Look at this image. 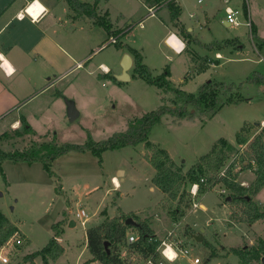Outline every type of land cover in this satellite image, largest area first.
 <instances>
[{"label":"rangeland","instance_id":"1","mask_svg":"<svg viewBox=\"0 0 264 264\" xmlns=\"http://www.w3.org/2000/svg\"><path fill=\"white\" fill-rule=\"evenodd\" d=\"M136 2L119 0L117 3L130 11ZM224 3L223 0H204L201 4L197 0H180L181 18L187 28L192 27L193 38L198 36L201 43L206 45L198 44L194 39L191 44L199 52L203 49L210 51L214 47L224 55L221 64L210 70L211 75L202 73L181 81L189 67L164 42L168 27L160 16L161 13H166V8L161 9L158 16L143 18L142 14H146L143 9L132 16L135 26L132 24L134 27L127 34V42L141 50L142 63L151 69L154 77L162 74L168 66L173 83L187 92L196 93L203 83L210 80L239 84L256 71L264 72V44L253 39L251 30L252 25L257 27L259 34L264 37V0H230L228 4ZM225 5L239 11V25L227 26L224 23ZM191 12L199 17L192 18ZM248 21H251V26L247 24ZM127 27L126 25L115 31ZM184 34H188V31L184 30ZM90 38L89 44L80 38L73 40L78 43V55L87 56L90 51L93 53L84 67H78L77 60L69 64L61 84L56 86L64 94L60 93L59 100L51 109L45 108L39 115L30 116L31 133L18 136L11 124L0 130V151H23L50 142L58 145L85 143L89 133L96 141L104 140L116 132L126 130L132 119L141 117L162 104L174 105L171 94L162 93V101L161 89L135 72L134 67L131 74H137V77L133 75L131 80L121 85L104 79L99 81L98 78H103V75L99 73L97 77L96 71H102L99 66L101 63L114 71L122 70L121 47L111 42L113 36H109V32L101 35L91 33ZM170 43L179 48L182 41L179 38L171 39ZM189 51L193 52L192 47ZM192 54L199 68L205 65L208 58L213 62L215 58L222 57L221 53L207 55L205 59L198 53ZM236 97L242 100L226 104L212 117L197 116L177 122L171 115H165L162 122L152 128L150 140L156 146L166 149L183 173L198 163L201 156L212 149L217 139L225 137L233 140L230 142L236 149L228 152L229 158L225 164L217 171L208 169L201 174L205 178L216 175L219 177L221 170L232 162L233 157L249 147L237 142L236 133L245 126L244 133L254 136L262 127V124L258 125L256 122L262 123L264 120V84H246ZM68 101L74 102L81 111V115L75 120L69 118ZM20 128L24 132L22 124ZM150 154L145 149V144L140 143L104 150L101 158L90 150L62 155L59 159L61 164L52 168L56 175H61L59 179L61 181L62 177L61 182L66 188H74L77 193L76 197L64 196L65 201L56 196L58 181L44 169L41 162L3 160L0 157V209L19 226L22 232L19 231L17 235L23 239V244L9 253L10 264H29L25 261V256L41 250L48 243L53 236V224L61 219L59 229L62 230L61 224L67 227L63 238L66 254L54 264H102L100 261L88 262L92 254L87 246L86 229L106 217L120 215L123 210L128 211L126 214L135 219L146 220L156 228L155 232L162 234L168 232L172 222H180L172 228H177L179 234L186 238L191 257H200L202 264H246L233 248L252 247L260 238L264 239V221L259 220L254 225L236 221L235 215L241 214L242 206L227 203L231 190L221 181L206 188L204 192H199L196 197V201H202L207 206L206 210L193 207L194 198L189 191L192 184L189 181L183 186L186 195L181 203L171 200L161 190L162 197L159 201L146 207L160 196V193L153 194L149 190L156 174V169L148 158ZM240 164L237 181L249 186L244 179H247V175L253 176L250 173L253 170L245 160ZM120 170L122 171L119 172ZM113 176L120 182L118 188L113 182ZM107 189L110 193H105ZM58 190V194L65 195L62 186ZM121 190L125 195L122 196ZM256 196L254 199L257 201ZM259 198L264 202V189ZM79 206L87 210L89 220L82 224L77 219L76 225L70 228V221L74 220ZM261 206L264 209V204ZM177 208L179 210L176 213ZM131 230L137 232L136 228ZM198 235H202V239L198 240ZM35 261L42 264L41 257H36ZM175 264L194 263L190 257H183L175 261Z\"/></svg>","mask_w":264,"mask_h":264},{"label":"trees","instance_id":"2","mask_svg":"<svg viewBox=\"0 0 264 264\" xmlns=\"http://www.w3.org/2000/svg\"><path fill=\"white\" fill-rule=\"evenodd\" d=\"M72 10L78 16H85L95 19L96 22L111 33L115 39V44L118 47L126 48L134 56V70L139 75L143 76L149 83L157 85L166 93H172L174 105L162 104L157 109L145 113L141 117L132 119L126 130L116 132L107 139L96 141L91 134L88 135V140L85 143H64L54 144L46 143L35 148H28L23 151L3 152L0 151V157L13 161H26L28 163L41 162L44 169L57 181L55 189L58 193L61 187L59 174L56 175L53 170V162L60 156L72 151L92 153L101 158L104 150L120 149L124 146H136L140 143L145 144V149L150 151L148 156L150 163L156 169V174L153 178V183L173 201L178 200L181 203L186 195L183 188L185 182L191 184H199V192H204L206 188L212 187L218 182H223L224 185L231 190L228 196L227 203L233 205H241V214L235 215L236 221L253 224L259 220L264 221V209L254 199L264 188V126L260 127L259 133L252 135L245 132V126L236 133V139L239 144L248 145L245 151H240V155L229 166L226 176L218 177L210 176L205 182H201V174L205 170L217 171L221 168L229 158L228 152L236 149V147L225 137L217 139L212 149L201 156L198 163L191 167L186 173H183L174 162L169 152L150 140L152 128L161 123L165 115H171L175 121L181 122L184 119H194L195 117H212L223 106L229 103H238L242 99L236 97L246 84H264V72L256 71L247 80L239 84L226 83L225 81L210 80L203 83L196 93L187 92L181 88L173 86L170 79L171 72L169 67L165 68L164 72L157 77L152 75L151 69L142 63V54L128 44L119 42V38L132 29L128 25L127 31L124 30L112 31L109 22L104 16L98 14L99 0L94 3L84 2L82 0H66ZM154 6L165 4L169 8L172 21H176L180 14V8L172 0H145ZM252 25V23H251ZM252 37L258 43L264 44V38L259 36L256 27L252 25ZM184 34V32H183ZM201 45L195 38H191L190 34H184ZM21 123L24 128V133H31L32 127L27 120L22 117ZM253 139L251 140V138ZM251 140V142H249ZM249 143V144H247ZM250 148V149H249ZM246 157V158H245ZM245 160L247 166L253 170L256 175L255 180L249 185L244 186L237 181L239 170L235 171V162L237 160ZM254 161L255 165L252 164ZM0 168L1 164H0ZM188 194V193H187ZM179 208V207H178ZM176 209V213L179 209ZM234 215V213H233ZM130 217L124 212L114 217H106L104 221L98 225L91 226L87 229L88 248L92 254V258L88 260L100 261L102 264H123L118 257L117 251L120 245L125 241L128 232L132 225H127L126 220ZM139 224L137 233L139 235L136 245L141 248L146 254L156 253V248L161 242L150 223L146 220L135 219ZM60 222L54 223L52 228L54 235L49 239L48 243L38 251L29 253L25 256V261L29 264H37L36 257L42 258V264H53L65 252L64 246L59 242L62 230L59 229ZM19 228L5 216L0 210V249L14 234L18 233ZM106 242H109L106 246ZM236 255L246 264H264V239L260 238L256 245L252 247L233 248ZM262 262V263H261Z\"/></svg>","mask_w":264,"mask_h":264},{"label":"crops","instance_id":"3","mask_svg":"<svg viewBox=\"0 0 264 264\" xmlns=\"http://www.w3.org/2000/svg\"><path fill=\"white\" fill-rule=\"evenodd\" d=\"M32 1L33 0H0V53H3V55L11 62L12 66L15 68L14 74L9 77L5 75V68L0 67V130L2 131L3 128H7L11 124L12 127H14V131L17 132L18 136L28 134L21 132L20 130V125L22 124L20 120L22 117H24L29 123L30 116L39 115L45 110V108L51 109V107L59 100L61 96L60 93H63V91L56 88V86L61 84L62 79L65 76L63 74L68 70L69 64L77 60L78 67H80L81 65L84 67L91 60L93 51H90L87 56L78 55V52L76 51V49H79L78 43L73 42V40H77L78 38H80L86 40L89 44L91 33H99L100 35L101 33H108V31L104 27L100 26L95 19L85 16H78L75 11L70 8L66 0H39L40 4H42L47 9V11L41 13L39 18L37 19V22L34 23L32 14L26 11V9L34 3ZM82 1L88 3L95 2V0ZM118 1L119 0H99L98 3V14L105 17V19L109 22L111 30L113 32L118 28H124L126 25H131L133 28L135 24H133L131 18L142 9L146 13L142 14L143 18H145L146 16H158L160 15V10L166 8L164 10V12L166 13H161L160 16V18L166 22L168 27V32L164 36V42L174 53L177 54L174 49L178 48L173 46L169 40V37L174 33L182 41V43L186 45L185 47H183V51L177 54L178 58H181L184 64L189 67L188 71L185 72V77L181 79L182 82L187 77H191L193 75L210 73V70L212 68H216V66L221 64L222 60L224 59L223 53L214 47L210 51H207L206 49H203L202 52L197 51L195 45L191 44L192 41H190V38L186 37L183 34L184 30H187L191 38H193V35L191 34L192 27L189 26L187 28V24L184 23L183 19L181 18L182 15L180 0H172L180 8V14L176 21H172L170 10L165 6V4L154 6L151 3L146 2L145 0H136L137 2L133 10L131 9L130 11H128L126 6L119 5L117 3ZM197 1L201 4L204 0ZM227 6L225 5V12ZM21 15L23 16L22 19L19 18ZM190 16L192 18L195 16L199 17V15H196V13L194 12H191ZM208 19L209 18H207V20ZM224 23L227 26H231L226 19L224 20ZM127 30V28L124 29V32ZM130 31H128V33ZM128 33L119 38V42L128 44ZM257 33L259 36H261L258 32V29ZM109 36L115 35L109 33ZM195 40H199L200 42H202V40L198 36H196ZM191 47L193 49V52L201 55L203 59H205V56H212L215 53H221L222 57L221 59L215 58L213 62L209 58L207 60L208 62L206 60H203L206 61L205 65L202 68H199L196 66V61L192 57L194 56V54H192L193 52L190 53L189 51ZM239 48H242V45H239ZM136 50H138L142 54L141 50ZM120 51L122 63L127 53L130 54L133 59V64L128 70L130 78L128 80H121L118 77L119 75H122L124 73L123 66L122 70L117 72L113 69H110L109 66L101 63L99 66L101 67L102 71H96L97 77L99 73L103 75V78H98L99 81L101 79H104L108 82H113L114 84L121 85L131 80L133 75L137 77V74H131V70L134 67V56L124 47H121ZM173 86L181 88L179 86H176L174 83ZM162 93L166 92L161 89V100L163 95ZM169 94H171V97H173L172 93L169 92ZM77 109L80 116L81 111L79 110V108ZM60 158L61 156L53 162V166H56V164H61L59 161ZM123 172L125 174V171ZM250 173L253 174V176H246L247 179H244L246 185L251 184L256 178V175L253 171H251ZM241 175H243V173H241ZM115 178L117 177H112L113 182ZM122 180H124V176L122 177ZM62 190L65 195L58 194L56 191L55 193L56 196H60L64 201L66 196H77V193H75L76 190L74 188L68 190L63 183ZM149 190L153 194L160 193V196L155 200V202L146 207H150L153 204L157 203L162 197V191L154 183L152 186H149ZM121 191L122 196L125 195V192L123 190ZM108 192L109 189H107L105 193ZM260 192L256 197L257 201H259L258 203L260 205H263L264 202H262V200L259 198ZM203 205L205 207L204 210H206L207 206L204 203ZM121 209L123 210V208ZM123 212L128 213V211L125 210H123ZM114 216L115 215H112L110 217ZM60 221H62V219ZM103 221L98 222L95 225H98ZM257 222L253 223V225ZM179 223H177V221L172 222L173 225H171L170 228H172L174 225L178 226ZM14 224L19 228L16 223ZM150 226L156 230L153 225L150 224ZM61 227L62 233L60 237H58V240L64 246V248H66L63 238L66 234L67 227L65 224H61ZM89 227H87V229ZM70 228H72V226H70ZM170 228L168 232L177 231V228L176 230L174 228ZM19 230L21 231L20 228ZM168 232L166 234H162L161 232L156 231L155 233L160 239H164ZM64 253L66 254V251Z\"/></svg>","mask_w":264,"mask_h":264},{"label":"built area","instance_id":"4","mask_svg":"<svg viewBox=\"0 0 264 264\" xmlns=\"http://www.w3.org/2000/svg\"><path fill=\"white\" fill-rule=\"evenodd\" d=\"M199 1H201V0H199ZM224 2L228 4L230 2V0H224ZM238 14H239V11L237 9L235 10V9L231 8L229 5L226 7V20L230 25H239L240 24V21L238 20ZM247 24L249 26H251V21H248ZM111 42L115 43L116 39L113 37ZM263 60H264V58H263ZM261 124H262V126H264V120L262 121ZM236 158H238V155L233 157L232 162ZM240 162H241L240 160H237L235 162V164H236V167L234 168L235 171L241 169ZM231 163L226 165L221 170V172L219 173V177L226 176L227 170H228L229 166L231 165ZM252 164L255 165L254 161H252ZM205 181H206V178L202 177L201 182H205ZM194 185L198 186L195 195H193V192H192ZM189 191L194 198L193 207L195 209H205L202 201H196V197L199 195V184L198 183L192 184V187ZM223 191L225 192L226 190L223 189ZM74 215H75V217L73 219L76 222H77V219L81 220L82 224H84L89 218V214H88L87 210L82 206L78 207V209ZM138 238H139L138 233L134 232L133 230H130L127 234L125 241L120 245V247L117 251V254H118V257L121 259L123 264H169V261L167 259H165V257L161 254L164 250V248H163L164 242L171 244L173 246V248L179 253L178 259L183 258V257H190L194 264H202V260L200 257H198V256H194L193 258L191 257L192 256L191 250L186 245V238L181 236L179 234L178 230L176 232L175 231H169L168 234L165 236V238L161 239V242L158 245V247L160 248V251H157L158 247L156 248V253L158 254V255H156V257H155L154 252L146 254V252H144L141 248H139L136 245ZM22 244H23V239L19 235H17V233L14 234L13 236H11L8 239V241L0 249V263L4 264V262L7 261V264H10L11 259L9 257V253L11 252V250L13 248H16V246H19Z\"/></svg>","mask_w":264,"mask_h":264},{"label":"clouds","instance_id":"5","mask_svg":"<svg viewBox=\"0 0 264 264\" xmlns=\"http://www.w3.org/2000/svg\"><path fill=\"white\" fill-rule=\"evenodd\" d=\"M26 11L28 13L32 14L33 17V22H37V19L39 18L41 13H44L47 11V9L40 4L39 0H34V3L29 6ZM19 18H23V16L21 15ZM171 39H178V37L175 36V34L173 33L170 37L169 40ZM186 45H181L180 48L178 49H174V51L177 52V54H179L181 51H183V47H185ZM0 67L5 68V75L11 77L14 72H15V68L12 66L11 62L3 55V53H0ZM116 187H119L118 182L116 183ZM198 186L194 185L193 186V195L196 194ZM163 252L161 253L165 259H167L169 261V264H175V261L179 258V253L173 248V246L171 244H168L167 242H164L163 244ZM157 251H160V248H157ZM4 264H7V261L4 262Z\"/></svg>","mask_w":264,"mask_h":264},{"label":"water","instance_id":"6","mask_svg":"<svg viewBox=\"0 0 264 264\" xmlns=\"http://www.w3.org/2000/svg\"><path fill=\"white\" fill-rule=\"evenodd\" d=\"M133 64V59L131 57L130 54H126L122 63V66L124 68V73L122 75H119L118 77L121 80H128L130 78L128 70L131 68ZM68 115L69 118L71 120H75L78 116H79V111L76 107V105L74 104V102L72 101H68ZM256 124L261 125L260 122H256ZM122 170H120L119 172H121ZM126 224L127 225H132L133 227H138L139 224L134 220L133 217H128V219L126 220ZM76 225V221L75 220H71L70 221V226H75ZM198 240L202 239V235H198L197 237ZM109 242H106V246H108Z\"/></svg>","mask_w":264,"mask_h":264},{"label":"bare ground","instance_id":"7","mask_svg":"<svg viewBox=\"0 0 264 264\" xmlns=\"http://www.w3.org/2000/svg\"><path fill=\"white\" fill-rule=\"evenodd\" d=\"M33 2H34V1H33ZM114 182H115V184L118 182V184H119V186H120V182H119V180H118L117 178L114 179Z\"/></svg>","mask_w":264,"mask_h":264}]
</instances>
